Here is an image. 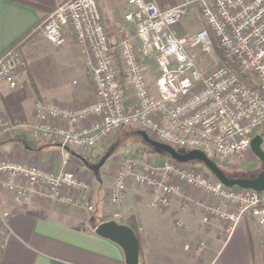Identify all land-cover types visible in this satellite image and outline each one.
<instances>
[{"label": "built area", "instance_id": "obj_1", "mask_svg": "<svg viewBox=\"0 0 264 264\" xmlns=\"http://www.w3.org/2000/svg\"><path fill=\"white\" fill-rule=\"evenodd\" d=\"M128 2L132 8L125 19L135 32L118 45L110 41L98 0H66L37 26L55 45L72 35L83 46L90 56L95 93L90 102L75 108L38 102L31 125L0 109V141L31 134L60 144L64 152L57 168L0 157V190L14 201L23 203L40 191L93 210L75 195L90 189L91 183L67 168V147L90 153L126 126L145 130L175 148L200 149L219 163L254 153L251 142L256 134H261L264 150V0H184L166 7L156 0ZM194 2L201 5L208 27L180 33L186 6ZM209 31L253 85L217 59ZM203 54L218 60L210 71L200 63ZM154 66L158 75L153 80ZM24 67L17 48L2 53L0 90L15 88ZM87 119L91 121L80 128L72 126ZM156 162L125 155L109 192L110 203H120L134 182L149 189L152 206L166 207L186 184L213 199L203 206L204 222L219 219L232 231L248 215L264 235V191L227 186L202 168L172 158ZM121 218L115 211L109 219ZM10 219L11 211L0 206V252L11 233Z\"/></svg>", "mask_w": 264, "mask_h": 264}, {"label": "crops", "instance_id": "obj_2", "mask_svg": "<svg viewBox=\"0 0 264 264\" xmlns=\"http://www.w3.org/2000/svg\"><path fill=\"white\" fill-rule=\"evenodd\" d=\"M64 1L0 0V55L13 45L20 46L25 62L16 76V87H6L7 92L1 98L12 119L34 123L38 102L75 108L94 97L88 70L90 56L83 46L72 35L62 45H55L45 35L46 40L42 41L37 32V26ZM98 1L109 38L118 45L135 32L131 30L134 25L125 19V13L132 7L128 0ZM156 1L166 7L184 0ZM37 59L39 71L42 67L48 70L39 72L40 78L34 65ZM70 71L73 76L68 78ZM24 72L30 78L25 77L26 87L22 85ZM28 82H32L34 89H26ZM90 121L72 126L80 128ZM27 137L0 141V157L4 153L7 158L49 168L61 165L64 152L60 144ZM25 139L31 142L30 146ZM100 149L93 148L91 153ZM68 152L67 168L91 183L90 189L77 191L75 195L94 209L89 210L84 204L54 202L40 191L23 203L8 196L11 204L0 206L11 211V233L0 252V264H126L122 247L95 231L96 225L108 220L115 211L122 214L119 222L128 225L134 222L141 232L140 264H264V235L251 216H244L232 231L219 219L204 222L203 206L213 199L186 184L183 193L174 195L166 207L152 206L149 189L134 182L121 202L112 204L109 192L117 170L113 173L106 166L95 175L78 157L79 163H73L72 168ZM93 213L97 215L93 217ZM178 221L183 224L178 225ZM167 228L169 233L164 231ZM173 228L179 231L173 234Z\"/></svg>", "mask_w": 264, "mask_h": 264}, {"label": "rangeland", "instance_id": "obj_3", "mask_svg": "<svg viewBox=\"0 0 264 264\" xmlns=\"http://www.w3.org/2000/svg\"><path fill=\"white\" fill-rule=\"evenodd\" d=\"M108 1L110 2L111 0H108ZM103 2H105V1H103ZM186 7H187V13L184 16L182 22L178 26V30L180 33H183V34L194 33V32H196L202 28L207 27L205 18L202 14V8H201V5L199 3H197V2L190 3V4H187ZM131 30L134 31L135 27L132 28ZM37 32L40 34V39L42 41L46 40L44 38V33L42 30H38ZM110 41H111V43H113L112 39ZM113 45H115V44L113 43ZM17 50L22 55L20 47L19 48L17 47ZM215 56L217 57V59H219L216 53H215ZM22 57H23V55H22ZM217 59L216 58H208V56L206 54H203L200 57V63L205 70L210 71L211 69H213L216 66L217 61H218ZM39 63H40L39 59H37L34 63L35 71L37 72L38 78H40L39 72L45 73V71H48L44 67H42V69H40V71H39V66H40ZM154 68L155 69H154V74H153V78H152L153 80L158 75V71H157L155 66H154ZM90 69L91 68L88 69L90 72L89 75H91ZM67 74H68V78L72 77L73 71H70ZM23 75H24V77L22 79V85L24 87H26L25 77L27 79H30V78H29V74L27 72H24ZM28 85H29V86H27L28 88H26L27 90L34 89V87L32 86V82H30V83L28 82ZM5 92H7V89H3L2 91L0 90V107H3L2 108V110L4 109L3 112H5V108H4L3 101L1 100V98ZM14 120L21 122L18 119H14ZM25 123H28L29 125L32 124L29 122H25ZM140 130L141 129L136 127V126H126V127H123L119 130L114 131L104 140L102 146H99V147L101 149H104V151H106L111 146H114V150H113L112 154L110 155V157L107 159V161L104 163V166H102L99 169L100 173L103 172V170L106 166L109 167L113 171V173L116 170L118 171L122 158L128 154H132L134 156L139 157L141 160L151 161L153 163H157L156 161L158 159L170 158L168 156V154L163 149L148 143L144 139V137L140 134ZM22 136L27 137L26 134H19L18 135V137H22ZM28 137L35 138L31 134H29ZM38 140L42 141V139H38ZM45 141H47V140H45ZM54 143H56V142H54ZM177 149L180 152L187 151V149H185V148L177 147ZM77 152L84 155L87 159L92 156L91 152L89 153L87 151H80V150H77ZM6 156H7V154L3 153V157H6ZM230 159H232V160L230 161ZM228 160L230 163H219V161H216V162L224 170H226V172L230 173L233 176L250 175V174H254V173L258 172V170L262 169V162L253 152L248 153L247 157L246 156H243V157H235L234 156V157H229ZM69 161H70V163H72V168L74 167L73 163H79L78 158L75 155H73L71 152H70ZM194 161L195 160L187 162V164H185V165L187 167H195L196 166V167L202 168L205 172H207L208 175H211L213 178H215L214 175L210 171H208L205 167H203L201 165V163L194 162ZM108 171H109V169H108ZM93 173H95V172H93ZM95 175H96V173H95ZM8 199H9V197L2 190H0V204L10 205L11 203H9ZM49 199L54 201V202H58V203L60 202V201H57V200L50 198V197H49ZM96 215H97V213L92 214L93 217H95ZM164 227H165V224H164ZM164 231L167 233L170 232V230H168V228ZM178 231L179 230H175L173 228V234L175 232L177 233ZM200 246H202V244ZM181 247H182V245H181ZM198 248H199V246H198Z\"/></svg>", "mask_w": 264, "mask_h": 264}, {"label": "water", "instance_id": "obj_4", "mask_svg": "<svg viewBox=\"0 0 264 264\" xmlns=\"http://www.w3.org/2000/svg\"><path fill=\"white\" fill-rule=\"evenodd\" d=\"M140 134L148 143L163 149L169 153L173 159L179 162L187 163L192 160H199L203 162V164L215 176V178L227 186H239L243 188H252L258 191H264V150L261 147L263 140L261 134H256L251 142V146L255 155L262 162L261 171L253 178L243 176L230 177L215 160H213L200 149H191L185 152H180L172 145L153 139L145 130L141 129ZM67 150L81 159L89 169L97 173L112 154L114 146H111L106 151V153H104L102 157L94 163H91L89 159L74 149L67 147ZM95 231L100 236L110 239L122 247L126 258V264H140L139 239L130 225L118 222L114 219H109L98 223L96 225Z\"/></svg>", "mask_w": 264, "mask_h": 264}, {"label": "trees", "instance_id": "obj_5", "mask_svg": "<svg viewBox=\"0 0 264 264\" xmlns=\"http://www.w3.org/2000/svg\"><path fill=\"white\" fill-rule=\"evenodd\" d=\"M207 27H208V26H207ZM207 27H206V28H207ZM209 33H210V36H211L212 41H213V48H214V51H215V53L217 54V56H218V58L220 59V61L223 62V63H225L226 65L230 66V67H231V68L237 73V75H238L241 79H243V80H245L247 83L253 85V84H254V81L252 80V78H251L250 76H248V75H246V74H244V73L242 72L241 67H240V64L238 63V61H236V60H234V59H231V58L227 55V53H226L225 50L222 48V46L220 45V43L218 42L217 38L214 36V34L212 33V31H209ZM13 47H15V48L18 47V48H19L20 46L13 45ZM25 142L27 143V145H29V146L31 145V142L28 141L27 139H25ZM106 151H107V150H106ZM106 151H104V149H100V150L94 151L93 154H92V156L88 158L89 161H90L91 163L97 162V161L102 157V155H103L104 153H106ZM165 152H166V151H165ZM166 153H167V152H166ZM167 154H168V156H169L170 158H172V157L170 156L169 153H167ZM97 159H98V160H97ZM172 159H173V158H172ZM194 162H199V163H201V165H202L203 167L206 168V166L203 164V162H201V161H199V160H195ZM206 169H207V168H206ZM207 170H208V169H207ZM208 171H209V170H208ZM224 171L226 172V170H224ZM260 171H261V169L258 170V172L254 173V174H250V175H242V176H243V177H250V178H253V177H255ZM226 173H227L230 177H239V176H240V175L233 176V175H231V174L228 173V172H226ZM214 177H215V176H214ZM129 225L133 228V230L135 231V233H136V235H137V237H138V239H139V243H140V255H141V251H142V249H141V239H142V237H141V232H140L138 226L136 225V223L132 222V223H129Z\"/></svg>", "mask_w": 264, "mask_h": 264}]
</instances>
